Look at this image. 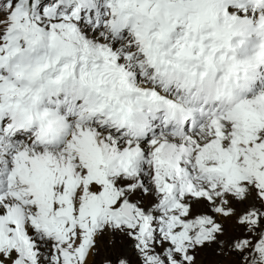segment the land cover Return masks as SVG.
I'll return each mask as SVG.
<instances>
[{
  "label": "snow or ice",
  "instance_id": "snow-or-ice-1",
  "mask_svg": "<svg viewBox=\"0 0 264 264\" xmlns=\"http://www.w3.org/2000/svg\"><path fill=\"white\" fill-rule=\"evenodd\" d=\"M0 264H264V0H0Z\"/></svg>",
  "mask_w": 264,
  "mask_h": 264
}]
</instances>
